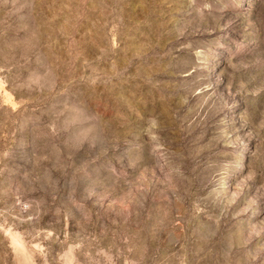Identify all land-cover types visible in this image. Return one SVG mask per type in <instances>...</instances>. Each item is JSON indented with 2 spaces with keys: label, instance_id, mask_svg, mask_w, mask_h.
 <instances>
[{
  "label": "rangeland",
  "instance_id": "obj_1",
  "mask_svg": "<svg viewBox=\"0 0 264 264\" xmlns=\"http://www.w3.org/2000/svg\"><path fill=\"white\" fill-rule=\"evenodd\" d=\"M0 264H264V0H0Z\"/></svg>",
  "mask_w": 264,
  "mask_h": 264
}]
</instances>
